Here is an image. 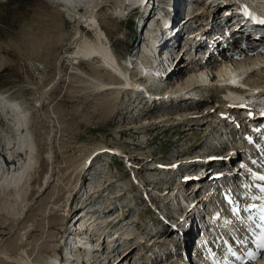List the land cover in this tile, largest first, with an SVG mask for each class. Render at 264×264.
I'll use <instances>...</instances> for the list:
<instances>
[{
  "label": "rangeland",
  "instance_id": "rangeland-1",
  "mask_svg": "<svg viewBox=\"0 0 264 264\" xmlns=\"http://www.w3.org/2000/svg\"><path fill=\"white\" fill-rule=\"evenodd\" d=\"M218 1L216 0L215 4L210 7L212 9L211 12L209 9L210 16L214 15V17L209 18V15L204 17L200 22L202 27L207 28L209 20H216L215 25L220 23V20L217 19L218 14L216 11L219 13L221 10L220 5L222 4L226 6L224 9L228 10L227 13H231L230 17L224 15L227 16L225 17L227 23L236 18V16H232L234 12L229 10L228 6L233 0ZM236 1L240 6L245 3L248 6L253 4V8L256 4L254 0ZM150 2L155 5V8L151 9V11L148 10L150 7L145 9L137 6L133 7L131 12L126 13L127 15L125 14L122 18L113 17L111 15L112 9L109 6H105L100 10L99 16L102 31H105L104 33L108 36L107 38L113 52L118 58L120 65L124 67V71L125 69L127 70L126 73L131 70L129 65L135 62L137 49L140 50L141 54V51L145 48L147 50L146 45L154 47L158 45L156 44L157 41L163 40H166L167 46L158 45V48L154 47V49H159L160 51L165 48L167 50L172 49L168 47L171 42L170 36L169 38L168 36L164 37L167 34V28H163L162 23H159V28L156 29H160V33L154 30L152 32V35H156L155 40L153 41L151 37H149L150 39L148 38V41L146 40V36H151V29L147 28L151 27L153 22L149 21H152L153 18L155 21L158 19L159 22L168 20L174 23L177 28V21L182 22V16L186 13L185 9H180L175 14L172 9L171 13L164 15L165 13L161 14L162 12H156L155 10H161L160 5L166 6L167 0H151ZM177 4H181V1L177 0ZM56 5L52 0H0V92H5L6 97L17 101L22 107L26 108L29 114L27 121L29 132L37 146V150L41 154L38 165L36 164V168L29 175L30 180L27 182L26 188V203H31V205L26 213L23 214V217L17 220L20 204L12 201L14 196L6 195L0 199V264H50V261L55 259L54 257L61 252V245H66L68 237L71 238L68 231L71 222L68 221L72 219L76 222L79 220L87 222L88 218H91L94 229L98 230V226H102V221L110 220L106 225V227L110 228L102 232H106L105 236L109 237L118 228L120 235H118L119 240L117 243H120V247H114L117 252L115 256H118L128 247H135L129 254L127 262L128 264H136V262L141 264L142 261L146 260V253L148 252L145 251L144 255L146 258H142L143 253H140L138 248L143 245H134L132 243L134 237H136L133 234L138 233L141 235L139 238L145 240H150L151 237L158 240V237H155L156 234L151 236L144 232H137V230L142 231L143 228L145 232L152 233L158 229V227H155L156 224L162 223L163 225L160 228L162 229L166 227V222L164 223L163 220L159 222L156 219L157 217H154L151 219L153 224L147 225L144 222L150 216L148 218L145 217L141 223L136 220L141 210V205H138L137 194L135 192L131 193V189L135 184L127 176V170L132 171V178H135V181H138L137 175L142 177L145 175L148 179L155 180L154 178L158 173L161 176L164 172H169L167 169L169 166L161 168L159 164L164 162V164L172 166L176 164L178 157L182 160L185 158L184 154L195 153L194 150L197 148L194 149V146L203 142L206 133L201 132L202 130L198 128L194 129V125H190L187 120L183 121V123L181 122L182 119L187 118L188 115L185 112L191 107L184 112H174L175 110H173L169 114L160 116V113L156 111L166 105L159 106L160 104L158 103H146L145 100L139 98L136 104L139 103L141 108L137 107L134 109L132 108L133 104H131L133 98L131 95L125 97L123 95L124 90L104 92V88L100 89L97 86L100 83H113V80L108 76L109 72H106L101 63L97 61L85 60L79 66H76L69 60H63L64 62L61 60L62 66L60 67L58 60L63 53V49L71 40L74 31L73 24L62 11L61 5ZM225 10L220 11L221 15L223 12L226 13ZM153 15L154 17H152ZM226 21L222 25L226 24L225 26H227ZM144 27L145 29H143ZM151 28L153 29V27ZM84 31L87 36H91L87 29ZM184 31L187 32V30L182 28L179 29L180 37L174 36L173 39L178 41L183 37L185 38ZM188 32L191 31L189 30ZM140 38L141 42L139 44L138 40ZM197 42L199 41L195 43ZM163 43L161 42L160 44ZM198 44L200 45L201 43ZM197 50L199 51V48ZM216 53L217 51L213 53L214 55L210 54L203 59L199 56L198 59L215 60ZM186 54L184 52L182 55L180 53L177 55L179 58L176 64L179 63L183 70L188 68V63L191 61L189 60L191 56ZM186 58L189 60L188 62H186ZM57 68H61L62 79L57 86L51 89L46 100H44L42 108L37 109L34 106L38 96L54 81ZM105 72L108 74H105ZM184 72L186 74V70ZM145 84L147 85V83ZM152 86L153 84L150 87ZM148 111L152 114L147 118L145 112ZM43 114L54 122V128H50L48 123L42 119ZM132 115L135 117L139 116L136 119H132ZM209 120L213 119L210 118ZM187 129L189 131H186ZM50 135H52L54 143L55 175L53 182L44 193L35 197L36 191L41 186L48 169V163L44 156L47 152ZM139 146H142L143 149H140ZM114 147L120 149V152L109 154V150ZM171 152L173 154L176 153V157L172 156ZM224 152L226 150L222 153ZM180 153L183 155H179ZM237 157L234 159L230 158L227 161H221L222 157H219L217 161H214L213 164L229 162L226 165L227 169L221 172H224L222 176L224 183L226 181L230 182V177H228L230 172L228 171L232 167H228L237 160ZM135 158H138V162H142L144 159L151 160L159 167H156L155 173L150 174L139 171L137 168L131 170L125 160L128 159V162H130ZM101 166L104 167V171H99ZM83 167L85 168L84 170L86 168L89 170L85 176L81 173V168ZM175 174L177 175V172ZM205 174L203 180L209 176L207 173ZM79 175L81 176L80 181L78 179ZM209 177L208 179L210 180L211 176ZM87 179L88 182L81 187V180L86 181ZM85 188L86 192L84 191ZM89 188L97 189L96 193L91 194ZM71 190L72 193L69 196L68 193ZM211 191L214 193L213 190ZM68 198L69 204L65 211ZM99 204L107 205L105 209L109 211L102 214L93 212V207H97ZM212 205L213 203L209 207ZM74 208L76 209L74 210ZM116 208L121 210V215L129 214L128 211L130 210L133 214V220L131 222L124 221V219L120 220ZM72 210L73 212H71ZM207 211L208 208L207 210L205 209L204 215H207ZM72 215L77 216L72 217ZM115 215L116 217H114ZM206 217H201L202 224L199 228L196 224L195 232L191 231L192 233L194 232L193 234L187 231V238L182 236L181 244L183 243L182 249L184 250L179 247L177 238L172 236L175 230L166 234L165 237L164 234H161L164 238H160L161 242L157 245L160 246V249H163V246L171 241L172 244L178 245V253L174 256L175 259L180 263H185L186 261H188V264H190V261L193 263L195 250L198 251L199 249L197 250V246L191 247V244L197 238V234L210 230L206 226ZM111 218L113 219L111 220ZM113 221L115 222L112 223ZM134 223L136 225L132 226ZM71 227L75 228L76 224H71ZM65 231H68V233L63 235L62 233ZM165 231H167V228H165ZM143 235H147V237ZM105 236L101 235L97 241L92 242L94 244L85 245L88 248L93 246L94 250L95 244L98 243L100 245V250L92 253L91 260H84L82 254L85 250H83L82 252L80 251V255L79 253L75 255L77 260L74 259L71 264H95L97 261L101 263L99 256L105 254V248L108 246L106 244L108 238H105ZM123 236L132 238V240L127 242L120 240V237ZM78 238H80L79 242H86L83 236ZM85 246H83L84 249ZM105 255L107 259L111 257L108 263L115 258V256H112L113 254ZM79 257L84 263L78 262ZM170 257L173 259L172 256ZM62 263L60 262V264ZM145 263L148 262L145 261L142 264ZM56 264L59 263L57 262ZM64 264L70 263L68 261Z\"/></svg>",
  "mask_w": 264,
  "mask_h": 264
},
{
  "label": "bare ground",
  "instance_id": "bare-ground-1",
  "mask_svg": "<svg viewBox=\"0 0 264 264\" xmlns=\"http://www.w3.org/2000/svg\"><path fill=\"white\" fill-rule=\"evenodd\" d=\"M52 1L55 3V5H61L62 11L72 22L74 31L71 40L63 49V53L58 60V65L61 67L62 62L66 60L71 61L76 66H79L80 63L85 60H90L92 62L97 61L101 63L103 69L106 72H109L108 76L113 80V83H100L97 87L100 89L104 88V92L112 90L114 92H117L124 90L123 95L125 97L131 95V97L133 98L131 104H133L132 108L134 109L139 107V103L136 104L139 98L145 100L146 103H158L160 104L159 106L166 105L164 108L156 111L157 113H160V116L162 114H169V112H172L173 110H175L174 112H184L186 111V109L191 107L189 110H187V112H185L186 115H188L187 118L182 119L181 122L183 123V121L187 120L190 125H194V129L198 128L199 130H202L201 132L207 133L205 134L207 136V131H209L207 128H211V130L215 129L216 126L220 125L221 121L223 120L219 116V111L221 110L219 103H226L228 100H231L232 97L240 95L241 91L243 90L249 92L254 89H256V91H264V48H259L256 46H246L243 48L239 44V48L230 49L228 46L222 45L219 48L217 47V53L215 54L216 59H209L208 61L198 59L199 57L197 56L198 54L196 52L194 56L195 58L191 60V58L189 57V60L191 61L188 63V68L184 69L186 70V74L184 70L181 69L180 64H176L179 57H171L170 60H172V62L173 60L176 61L174 68L169 71L165 78V80H167L166 85L160 87L156 84L155 80H153V77L148 73V69H150V66L148 65L156 64L158 62L157 58H147L146 56L145 52L152 46L148 47V45H146L147 50H145L146 48L144 50L141 48V50H143L141 51V54L139 52L140 50L137 49L135 62L129 65V69L131 70L130 72L126 73L127 70L125 69L124 71V67H122L118 62V58L113 52L112 46L107 38L108 36H106V34L104 33L105 31H102L100 23L99 14L100 10L103 9V7H111V15L115 18H122L126 13H130L133 7L135 8L137 7V5H140V2L142 5L144 0ZM204 1L205 0H200L199 9L201 11L198 12L195 16H193L192 21L195 20V22H201V20L204 19V17H208V15L209 18L214 17V15L210 16L209 13V9L210 7H212V4L209 3L208 5H206ZM254 1V3H256L255 7L253 8L254 11L257 12L256 10L259 9L260 11L264 12V0ZM148 2L150 1L148 0ZM215 2L216 0H213V4H215ZM245 4H243L242 6L239 5L243 11H245V9L248 7V5ZM145 5H147V7L151 6V4L149 3ZM211 10L212 9H210V12ZM178 11H180V9L177 8L174 10V13H178ZM225 11L226 13H222L223 16L231 14L230 12L227 13V9ZM154 15L152 17H154ZM153 19L152 21H149L153 22L151 23V27H153V29L151 27L147 29H151L152 32H159L160 29H156L159 28L158 24L162 23L163 28L170 27V34H174V36L176 37H180L179 29L182 28L183 30H187L193 23L192 21H188L185 22L183 25V22L177 21L176 25H178L179 27L177 26L176 28L174 23H172L171 21L163 20L159 22L157 18L156 21L155 19ZM215 21L216 20H209V22L214 24ZM169 22L170 25L167 26ZM227 25H229L228 31H231L233 27H236V33H240L243 39L247 37L253 40L255 36L264 34V32H256L253 28H250L249 26H242V24L240 23V19H238L237 17L234 18L231 22H228ZM85 29H87L91 33V36L86 35L84 31ZM143 29H145V27ZM188 31H184V33H191ZM152 32L150 33L151 35ZM236 33L231 36V40L238 41L237 39L240 37H238ZM170 34L167 33L164 37L168 36L169 38ZM189 35L190 37H192L191 34ZM149 37L150 35L145 37L147 41ZM263 39V37H259L256 39V42L263 41ZM138 41L140 44L141 38ZM214 41H216V45H219V38L216 35ZM170 43L171 44L168 45L169 48H172L173 44H176L172 43V41ZM168 51L169 50H167V48H165L163 51L162 49L161 51L158 49L155 50V54H161V52L167 53ZM166 55L168 57V53ZM211 55H214L213 52L211 53ZM165 65L167 67H170V63L168 62H165ZM155 70L161 71L159 68H155ZM106 72L105 74H108ZM62 76L63 75L61 68H57V74L54 81L50 83L38 96V100L34 107H36L37 109L42 108V105L44 103V100H46L47 95L50 93L51 89L58 85V83L62 79ZM150 82L151 84H153L152 87H150ZM145 83H147V85ZM139 108H141V106ZM151 114L152 113L149 111L145 112V116H147V118L150 117ZM28 115L29 114L26 111V108L22 107L20 103L6 97L5 92H0V199L6 195L14 196L12 201L20 204V209L18 210L19 215L17 216V220H20L23 217V214L26 213V211L31 205V203H26L27 182L30 180V173L34 168H36L35 166L36 164L38 165L39 159L41 157V154L37 150V146L32 139V135L29 132V126L27 122ZM138 116L139 115H137V117ZM137 117L132 115V119H136ZM210 118L213 120H209ZM42 119L48 123L50 128H54V122L49 119L45 114H43ZM251 123L252 125L247 129L246 135L248 136L246 137V139H250L252 140V142L244 140L245 138L242 140L243 148L248 145L244 149L245 152L243 151V148L241 150L239 149L240 147L237 146V149L232 150L229 154L224 152L227 157L222 158L221 160L227 161L230 158L234 159L236 156H238L237 159L242 160L245 163V165H239V168H237L235 171L231 172L232 170H230L228 171L230 173L227 172L229 174L228 177H230V183H224V181L222 180L224 172L221 173L222 171L226 170V165H228L229 162L213 164L214 161H217V158H219L220 155H211V160L206 163L205 168L210 170V172L207 171L206 173L211 176V179H208L210 178L209 176L206 177L205 180L202 179L201 183L203 187L195 192V199L191 201L194 202L196 207L184 218V221L182 223L176 224L175 232H179L181 236H183V238H187V231H189V233H192V230L194 231V229L196 228V224L198 228L201 226L202 222L200 219L202 216L211 217V221L214 223L215 226V232L213 234L219 236L227 234V232L229 231L228 228H232L229 232H232L234 234L239 233L242 230L241 227L243 229L245 228L244 215L251 212V210L246 211V208L251 205H255L256 202L251 201L249 198L251 193V187L244 171L249 173L248 176L250 179L252 178V171H255L256 176H258L259 178L264 176V163L261 165V167L257 165V162H262V158L259 157V151L263 147L262 140L259 135L261 132L258 126L263 124L264 122L251 120ZM255 126L257 129H252ZM186 131L189 130L187 129ZM255 138L258 139L257 143H255L254 141ZM52 139L53 137L52 135H50L48 139L47 152L44 156L48 163V169L45 173L41 186L36 191L35 197H38L40 194H43L44 191L53 182V177L55 175V161L53 157L54 143ZM238 144H241L240 140L237 142V145ZM139 147L140 149H143L142 146ZM248 151H251V154H247ZM119 152L120 149H117V147H114L109 150V154H116ZM199 157L200 156H198V158ZM177 160L178 161H176V164L167 167V169L169 170L168 173H175L178 170H183L188 166L194 167L197 164L203 165V162L200 161L187 164L185 163V160H180L179 157L177 158ZM125 162L127 163L129 169L133 170L134 168H137L139 169V171L146 172L149 174L155 173L157 169L156 167H159V165L151 162V160L145 159L142 160V162H138V158H135L130 162H128L127 159L125 160ZM180 162H184V164H181L182 167L178 165V163ZM84 169V167L81 168V173L84 174L83 176H85V174L89 171L87 168L86 170ZM104 170V167L101 166V169L99 171ZM205 175L206 174H204L203 178L205 177ZM80 178L81 176L79 175V181ZM87 182L88 179L86 181L81 180L80 186L83 187ZM218 186H220L219 189ZM171 187L174 191L177 187L176 182L173 181ZM89 189L91 190V194H95L97 191V189ZM192 190L193 189L191 188L188 190V196H191ZM211 190H213L214 193ZM84 191L86 192V188L84 189ZM70 193H72V190L68 193L69 196L71 195ZM169 196L172 197L174 201L179 198L181 200H185L186 203H191L187 200L186 196L181 193V190L174 192L172 195L169 194ZM227 197L233 199V205H230L227 202ZM165 199L167 200V197H165ZM67 202L68 203L66 205L65 211L67 210L69 204V198ZM212 203L213 205L210 207L212 208L211 213L207 211V215H204L205 209L207 210L208 206H210ZM106 206L107 205L105 204H99V206L93 207L94 209L92 211L101 214L108 212L109 210L105 209ZM234 208L238 211V213L233 211ZM76 216L77 215H72V217ZM114 217H116V215ZM113 218H111V220ZM156 219L159 222L161 220L159 218ZM109 221L110 220L102 221V226H98L100 231L98 229H94L91 218H88L87 222H83L81 220H79L78 222L74 221L72 225L76 224V227L72 229L74 233L72 231L70 233L71 238L68 242V249L66 248V251L69 252V255L66 257L64 263L69 261V263L71 264L74 259L77 260L75 255H78V253L80 255V251L82 252L84 250L83 246L87 244H94L92 242L97 241L101 237V235L105 236L106 232L102 231H105L110 228L106 227ZM115 221H113L112 223H114ZM160 224L163 225L162 223H159L158 225ZM165 228H158L159 230H156L155 234L159 236L157 238L158 240H153V248H155L154 246L156 244L161 242L160 238H164L166 234H169L174 231V229L170 231V229L168 228L167 231H165ZM237 229H240V231H237ZM90 231L93 232L91 233ZM161 234H164V237H162ZM118 235H120V233L117 228L115 232L112 233L109 237L105 236V238H108V240L106 241V244L108 246L105 248L104 251L105 254H113L112 256L117 255V252L115 251L114 247H120V243H117V241L119 240ZM80 236H83L86 239L85 243L79 242L80 238L78 237ZM131 240V238H128L124 241L127 242ZM214 240L212 239V243L217 244L218 241L216 239ZM209 246L210 244H205L206 248H209ZM134 248L135 247H128L127 249L122 251V253H120L118 256H115L114 260H112L110 263H108V261L111 257L107 259L105 254L100 255V261L102 262L99 263L97 261L95 264H128L127 259ZM85 249L86 250L82 254V257L84 258V260L89 261L92 258V253L94 251L98 252L97 250H100V245L98 243L95 244V250L93 246H91L90 248H88V246H85ZM216 249L218 251L220 250L219 245L216 246ZM205 256L207 257V254H205ZM154 258L156 259V257ZM172 261L174 260L172 259ZM60 262H63L62 259ZM78 262L84 263V261L81 260L80 257ZM186 262V264H188V261ZM56 263L57 261H55V259H52L50 261V264ZM247 264H264V254L257 255L256 258L249 260Z\"/></svg>",
  "mask_w": 264,
  "mask_h": 264
},
{
  "label": "snow or ice",
  "instance_id": "snow-or-ice-1",
  "mask_svg": "<svg viewBox=\"0 0 264 264\" xmlns=\"http://www.w3.org/2000/svg\"><path fill=\"white\" fill-rule=\"evenodd\" d=\"M262 179H264V177H262ZM262 212H264V209H261ZM235 214V213H234ZM262 219H264V217H262Z\"/></svg>",
  "mask_w": 264,
  "mask_h": 264
}]
</instances>
